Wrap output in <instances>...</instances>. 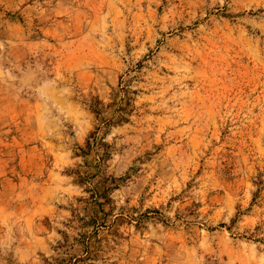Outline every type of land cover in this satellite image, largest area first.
Returning a JSON list of instances; mask_svg holds the SVG:
<instances>
[{
    "label": "rangeland",
    "instance_id": "1",
    "mask_svg": "<svg viewBox=\"0 0 264 264\" xmlns=\"http://www.w3.org/2000/svg\"><path fill=\"white\" fill-rule=\"evenodd\" d=\"M0 264H264V0H0Z\"/></svg>",
    "mask_w": 264,
    "mask_h": 264
}]
</instances>
